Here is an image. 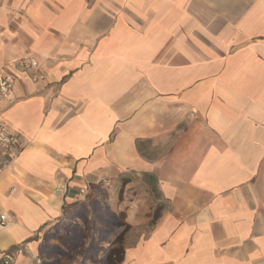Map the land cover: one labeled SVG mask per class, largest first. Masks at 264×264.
I'll return each mask as SVG.
<instances>
[{"label":"crops","instance_id":"obj_1","mask_svg":"<svg viewBox=\"0 0 264 264\" xmlns=\"http://www.w3.org/2000/svg\"><path fill=\"white\" fill-rule=\"evenodd\" d=\"M26 56L38 80L0 103L20 135L0 165V261L38 263L76 216L87 236L58 263L89 264L78 215L137 176L161 211L149 226V208L120 207V264H264V0H0V66Z\"/></svg>","mask_w":264,"mask_h":264},{"label":"rangeland","instance_id":"obj_2","mask_svg":"<svg viewBox=\"0 0 264 264\" xmlns=\"http://www.w3.org/2000/svg\"><path fill=\"white\" fill-rule=\"evenodd\" d=\"M101 199L94 200L85 207L90 208V215L79 214L78 217L84 224L88 222L87 217L91 218L90 223L92 224L90 230L94 237H92L93 243L88 248V257L92 260L89 264H104V257L107 260L114 249H117L115 255L118 256V251L122 252L119 258L124 255L125 239L126 235L130 234V226L126 224V212L123 209L121 212L120 207L125 204L133 205L138 204L143 207L149 208V212L146 218H151L149 226L153 225L158 217L160 216V203L157 190L152 188L151 182L146 178L139 179L137 176H130L124 179L119 184H111L110 187H103L99 191ZM135 206V207H137ZM116 208V209H115ZM127 209L129 208L126 207ZM76 216H72L66 220H60L54 229L61 228L64 231H50L47 233L45 238L60 241V246H45L43 249L42 257L36 264H59V255H66V251H71L73 248L71 244L73 242L72 231L80 234V239L87 236V231H83L80 225L72 224L73 219ZM96 240V243L94 242ZM105 241L107 242L106 244ZM65 245V247H63ZM76 249V247L74 248ZM107 253V254H106ZM100 254V258L98 255ZM53 258L54 261L49 262L48 260ZM46 260V261H45ZM113 260H116V256ZM107 264V261H106Z\"/></svg>","mask_w":264,"mask_h":264},{"label":"built area","instance_id":"obj_3","mask_svg":"<svg viewBox=\"0 0 264 264\" xmlns=\"http://www.w3.org/2000/svg\"><path fill=\"white\" fill-rule=\"evenodd\" d=\"M39 69L36 59L31 56L0 66V103L3 102L14 89L20 75L26 79H31L30 74ZM38 80V75L32 77ZM40 79V77H39ZM20 143V135L14 129L6 126H0V165L12 162L17 157V148ZM104 187H110L111 183L103 181ZM2 223L5 216L1 218ZM14 254H6L2 258L1 264H13Z\"/></svg>","mask_w":264,"mask_h":264},{"label":"trees","instance_id":"obj_4","mask_svg":"<svg viewBox=\"0 0 264 264\" xmlns=\"http://www.w3.org/2000/svg\"><path fill=\"white\" fill-rule=\"evenodd\" d=\"M116 252H117V249H114L113 251H112V253L110 254V256L108 257V260H107V264H120L121 263V261L123 260V258H122V256H121V258H119V255L122 253V252H120V251H118V256L117 255H115L116 254ZM8 254H11V253H8ZM116 256V260H113L114 259V257ZM2 263V260L0 261V264Z\"/></svg>","mask_w":264,"mask_h":264}]
</instances>
